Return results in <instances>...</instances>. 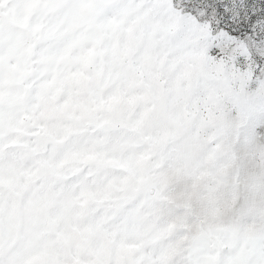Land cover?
Masks as SVG:
<instances>
[{
  "label": "snow or ice",
  "instance_id": "1",
  "mask_svg": "<svg viewBox=\"0 0 264 264\" xmlns=\"http://www.w3.org/2000/svg\"><path fill=\"white\" fill-rule=\"evenodd\" d=\"M0 264H264V0H0Z\"/></svg>",
  "mask_w": 264,
  "mask_h": 264
}]
</instances>
